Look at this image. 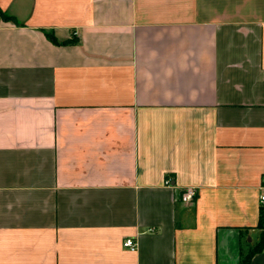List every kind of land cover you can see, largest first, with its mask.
<instances>
[{"label": "crops", "instance_id": "0c3cea01", "mask_svg": "<svg viewBox=\"0 0 264 264\" xmlns=\"http://www.w3.org/2000/svg\"><path fill=\"white\" fill-rule=\"evenodd\" d=\"M0 9V264H239L262 233L264 0Z\"/></svg>", "mask_w": 264, "mask_h": 264}, {"label": "trees", "instance_id": "16d2710c", "mask_svg": "<svg viewBox=\"0 0 264 264\" xmlns=\"http://www.w3.org/2000/svg\"><path fill=\"white\" fill-rule=\"evenodd\" d=\"M0 17L3 18L4 20L14 21V19L10 15L6 14L1 9H0ZM45 33H46L47 38L55 44H59V43L66 44V43L71 42V40H64V41L59 42L52 33L50 32H45ZM257 228H260L262 230L261 237L254 246L248 249L246 254L241 255L239 264H249L250 257L255 252L260 251L264 246V205H260L259 207Z\"/></svg>", "mask_w": 264, "mask_h": 264}, {"label": "built area", "instance_id": "2783aa9c", "mask_svg": "<svg viewBox=\"0 0 264 264\" xmlns=\"http://www.w3.org/2000/svg\"><path fill=\"white\" fill-rule=\"evenodd\" d=\"M165 183L169 184L170 179H165ZM260 189L264 191V176L261 179ZM195 195H196V189L195 188H187L181 193L180 200L183 202L192 201L194 199ZM259 202L261 205H264V192H262L259 195ZM123 245L130 250H134L136 248V243L131 238L125 239L123 242Z\"/></svg>", "mask_w": 264, "mask_h": 264}]
</instances>
